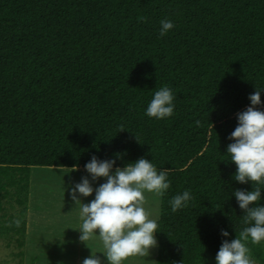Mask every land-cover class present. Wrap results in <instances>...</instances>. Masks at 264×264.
Masks as SVG:
<instances>
[{"label": "trees", "instance_id": "16d2710c", "mask_svg": "<svg viewBox=\"0 0 264 264\" xmlns=\"http://www.w3.org/2000/svg\"><path fill=\"white\" fill-rule=\"evenodd\" d=\"M166 18L175 28L160 37ZM165 85L175 114L157 121L145 110ZM256 88L264 0H0V236L23 250L33 167L146 158L172 170L157 264H215L221 229L235 239L247 226L231 193L252 185L234 180L226 149ZM248 246L264 264V243Z\"/></svg>", "mask_w": 264, "mask_h": 264}, {"label": "clouds", "instance_id": "9594fccd", "mask_svg": "<svg viewBox=\"0 0 264 264\" xmlns=\"http://www.w3.org/2000/svg\"><path fill=\"white\" fill-rule=\"evenodd\" d=\"M175 28L171 19L160 21L159 35L166 36ZM256 88L249 95L250 105L237 114V126L228 137L230 143L226 152L231 163L236 165L234 180L241 185L251 183L252 190H233L237 205L242 210L246 227L230 239V232L221 229V246L215 257V264H257L248 244L264 243V204L261 203L264 192V103ZM176 97L169 86H161L154 91L148 103L145 115L157 121L172 118L175 114ZM117 159L100 160L92 156L85 164V176L80 182L69 185L68 191L75 205H80L79 215L82 221L79 240L81 242L102 241L103 260L94 254L86 257L82 264H125L130 257H145L157 247L158 215L148 203L145 193L162 197L171 187L169 175L172 170L157 168L153 161L140 158L117 166ZM76 170V169H75ZM90 178V179H89ZM105 182L93 187L100 179ZM94 194L89 203L81 202ZM191 190H185L169 201L171 210L187 208L192 201ZM85 244V243H84ZM88 248V247H87Z\"/></svg>", "mask_w": 264, "mask_h": 264}, {"label": "rangeland", "instance_id": "374dc122", "mask_svg": "<svg viewBox=\"0 0 264 264\" xmlns=\"http://www.w3.org/2000/svg\"><path fill=\"white\" fill-rule=\"evenodd\" d=\"M85 175V172L77 169L32 168L26 243L23 250H20L13 241L17 237L13 231H8L5 236L1 235L0 264H21V260L22 264H77L75 261L83 262L91 252L97 254L101 260L104 259L103 244L99 246L98 237L90 242L85 241V244L81 241L74 243L72 240L75 237L73 229L78 227L75 223L81 222L80 205H75L65 189L80 182L81 177ZM104 182L102 178L95 182L93 187H98ZM145 195L154 212L153 218L158 215L159 221L162 197H156L151 193ZM80 199L82 203L87 204L94 199V194ZM18 209L10 208L9 212L14 213ZM66 222L70 225L71 232L70 229H65L68 228ZM2 223L3 226H8L4 221ZM22 251L24 257L19 256ZM158 254L159 244L150 250L149 256L130 257L125 264H157Z\"/></svg>", "mask_w": 264, "mask_h": 264}, {"label": "crops", "instance_id": "0c3cea01", "mask_svg": "<svg viewBox=\"0 0 264 264\" xmlns=\"http://www.w3.org/2000/svg\"><path fill=\"white\" fill-rule=\"evenodd\" d=\"M83 172H85L84 170H82ZM72 222V221H71ZM67 224H66V226L68 227V228H65V229H70L69 231L71 232L72 231V229H71V227H69L70 225L68 224V222H66ZM75 224H78V227H76L75 229H73L74 230V233H75V237L72 239L73 241H74V243L75 242H77V241H80L79 240V236H80V233H79V229H80V225L82 224V221L80 222H76ZM71 225H73V224H71ZM89 242H90V240H89ZM73 243V244H74ZM102 245V241H100V245L99 246H101ZM80 250V249H79ZM81 262H82V260L81 261H79V262H77V261H75V263H77V264H81Z\"/></svg>", "mask_w": 264, "mask_h": 264}]
</instances>
